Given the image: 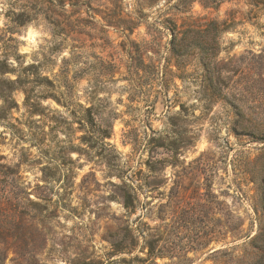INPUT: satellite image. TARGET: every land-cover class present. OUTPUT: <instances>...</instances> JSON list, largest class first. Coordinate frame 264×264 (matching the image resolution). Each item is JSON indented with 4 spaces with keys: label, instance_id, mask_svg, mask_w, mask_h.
I'll use <instances>...</instances> for the list:
<instances>
[{
    "label": "rangeland",
    "instance_id": "374dc122",
    "mask_svg": "<svg viewBox=\"0 0 264 264\" xmlns=\"http://www.w3.org/2000/svg\"><path fill=\"white\" fill-rule=\"evenodd\" d=\"M210 20L226 28L208 66L172 54L173 35ZM1 64L0 162L27 154L16 218L39 259H255L264 0H0Z\"/></svg>",
    "mask_w": 264,
    "mask_h": 264
},
{
    "label": "trees",
    "instance_id": "16d2710c",
    "mask_svg": "<svg viewBox=\"0 0 264 264\" xmlns=\"http://www.w3.org/2000/svg\"><path fill=\"white\" fill-rule=\"evenodd\" d=\"M11 21L16 24H22L27 21L23 19L24 12L15 14ZM195 24V23H192ZM224 23H218L216 20H210L203 24L194 26L189 25L182 36L173 35L170 41L171 52L177 57L194 56L196 54L194 49H197V56L199 63L204 67L208 66L215 57L213 51L214 45L217 43L216 33L219 31V26ZM5 64H1L0 71L5 70ZM6 101L10 95H3ZM11 104L13 101L11 100ZM5 104L2 106V111L9 110L12 105ZM1 159V157H0ZM27 154L21 151L18 163H28ZM18 163L13 166L0 162V264H5L8 257V251L11 250L13 256L9 259L10 264H46L38 255L31 250L35 237L31 232V228L27 223L17 221L15 203L21 199H27L26 192L15 185L14 183L19 179ZM16 179V180H15ZM15 227L18 229L13 230ZM260 245L256 246L259 250L258 255L249 264H264V226L251 238L250 243ZM77 264H93L91 260H78Z\"/></svg>",
    "mask_w": 264,
    "mask_h": 264
}]
</instances>
